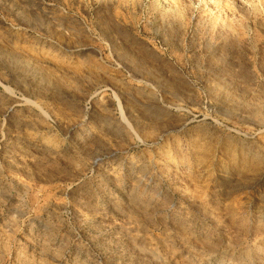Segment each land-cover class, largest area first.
Segmentation results:
<instances>
[{
    "label": "rangeland",
    "instance_id": "rangeland-1",
    "mask_svg": "<svg viewBox=\"0 0 264 264\" xmlns=\"http://www.w3.org/2000/svg\"><path fill=\"white\" fill-rule=\"evenodd\" d=\"M261 175L264 0H0V264H264Z\"/></svg>",
    "mask_w": 264,
    "mask_h": 264
},
{
    "label": "bare ground",
    "instance_id": "bare-ground-1",
    "mask_svg": "<svg viewBox=\"0 0 264 264\" xmlns=\"http://www.w3.org/2000/svg\"><path fill=\"white\" fill-rule=\"evenodd\" d=\"M241 2V1H240ZM226 95V94H225ZM224 95V96H225ZM226 99V98H225ZM227 102V101H226ZM16 103H18L19 105L20 104H27V103H29V100H26V99H23V100H19V101H16ZM173 104V103H172ZM29 105V104H28ZM55 105V104H54ZM179 105V104H178ZM177 107V106H176ZM238 108H239V106H238ZM180 109V108H179ZM252 109V108H251ZM232 110V109H231ZM240 110V109H239ZM129 115H130V113H128ZM177 119V118H176ZM128 120H130V119H128ZM125 122V121H124ZM138 123V122H137ZM125 125V124H124ZM137 125V124H136ZM140 125H142V124H139L138 126H140ZM126 126L128 127V128H130V127H133L134 125H132L131 123H129L128 121H126ZM136 127V126H135ZM135 127H133V128H135ZM73 128H75V127H73ZM137 129V128H136ZM146 130V129H145ZM145 130H144V128H143V126L142 127H139V132H141V133H143V134H145ZM249 130V129H248ZM251 131H252V129H250ZM141 133H140V135H141ZM246 133V132H245ZM142 134V135H143ZM247 134V133H246ZM138 135H139V133H138ZM168 135V131H163V132H161L160 133V135H158V137L156 138V141L158 142V143H160V142H163L164 140H165V137ZM253 135V134H252ZM142 137V136H141ZM144 141V143H147V139H146V137H145V135H144V139H143ZM154 142V141H153ZM153 145H155V144H153ZM172 145V144H171ZM117 149V148H116ZM118 153L116 152V151H114V152H112V153H110V154H108V155H106V158H99V157H94V158H92V165L93 166H95V167H103V165H104V163L106 162V161H108V160H111V159H113V161L111 162V163H113V162H116L117 161V155ZM128 157L127 156H125L124 158H123V160L122 161H118V165L119 166H123V167H127V165H125V162H127V164H128ZM106 164V163H105ZM108 169V172L109 171H114V169L113 168H107ZM110 173V172H109ZM146 178V177H145ZM144 180V179H143ZM146 180V179H145ZM264 181V175H261L260 177H259V179H258V182L257 183H262ZM157 184V183H156ZM241 190V189H240ZM142 192V191H141ZM231 207V206H230ZM189 214V213H188ZM81 215V214H80ZM141 215V214H140ZM183 235V234H182ZM260 236V235H259ZM218 246V245H217ZM165 252V251H164ZM165 254V253H164ZM157 259V258H156Z\"/></svg>",
    "mask_w": 264,
    "mask_h": 264
}]
</instances>
